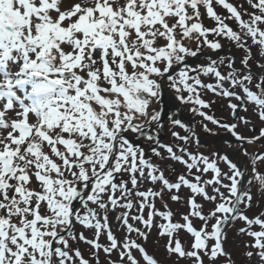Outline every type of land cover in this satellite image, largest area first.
Returning a JSON list of instances; mask_svg holds the SVG:
<instances>
[{
	"label": "snow or ice",
	"instance_id": "snow-or-ice-1",
	"mask_svg": "<svg viewBox=\"0 0 264 264\" xmlns=\"http://www.w3.org/2000/svg\"><path fill=\"white\" fill-rule=\"evenodd\" d=\"M0 264H264V0H0Z\"/></svg>",
	"mask_w": 264,
	"mask_h": 264
},
{
	"label": "flooded vegetation",
	"instance_id": "flooded-vegetation-1",
	"mask_svg": "<svg viewBox=\"0 0 264 264\" xmlns=\"http://www.w3.org/2000/svg\"><path fill=\"white\" fill-rule=\"evenodd\" d=\"M205 51H207V50H205ZM214 110H215V114L217 116H223V117L227 118L228 114L226 111H221L217 106H214ZM163 111H166V110H163ZM168 111H174V110L172 108H168ZM180 115H181L182 119L190 125L195 123L196 121H198L200 119L199 117L191 116L186 110H185V112L181 111ZM209 126L211 127V125H209ZM175 130L181 131V134H183L182 130H180L179 128H177ZM196 131L198 133H201V129H200L198 124L196 125ZM255 131L256 130H253L251 132H255ZM253 134H255V133H253ZM201 135H202V139H204L205 142L208 144V148L209 147H224V146H221V143L218 140L211 137L210 135L203 134V133H201ZM164 140H165V142H172L171 137H170L169 132H168V126H167L166 118H165ZM204 150H206V149H204Z\"/></svg>",
	"mask_w": 264,
	"mask_h": 264
},
{
	"label": "rangeland",
	"instance_id": "rangeland-1",
	"mask_svg": "<svg viewBox=\"0 0 264 264\" xmlns=\"http://www.w3.org/2000/svg\"><path fill=\"white\" fill-rule=\"evenodd\" d=\"M72 2H74V0H65V3L66 4H71ZM219 10V9H218ZM206 22V24H211V21H209V20H206L205 21ZM227 43H225V49H227ZM167 89V88H166ZM168 92V91H167ZM167 102L171 105L170 107L173 109V110H175V105L172 103V100H171V96H170V93L168 92V94H167ZM183 112H185V110H182ZM253 133H255L256 134V131L255 132H247V131H245V134L246 135H254ZM221 146H223L222 144H221ZM257 147H259V145H257ZM209 148H212V147H209ZM251 150V149H250Z\"/></svg>",
	"mask_w": 264,
	"mask_h": 264
},
{
	"label": "water",
	"instance_id": "water-1",
	"mask_svg": "<svg viewBox=\"0 0 264 264\" xmlns=\"http://www.w3.org/2000/svg\"><path fill=\"white\" fill-rule=\"evenodd\" d=\"M165 94H166V92L164 91V94H163V103H162L163 105L162 106H164L165 109H166V106H165L166 105V95Z\"/></svg>",
	"mask_w": 264,
	"mask_h": 264
}]
</instances>
